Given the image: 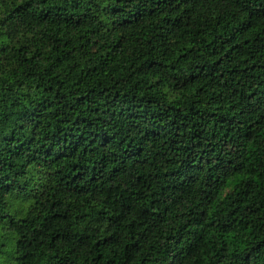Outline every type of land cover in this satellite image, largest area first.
<instances>
[{"label": "clouds", "instance_id": "1", "mask_svg": "<svg viewBox=\"0 0 264 264\" xmlns=\"http://www.w3.org/2000/svg\"><path fill=\"white\" fill-rule=\"evenodd\" d=\"M0 264H264V0H0Z\"/></svg>", "mask_w": 264, "mask_h": 264}]
</instances>
